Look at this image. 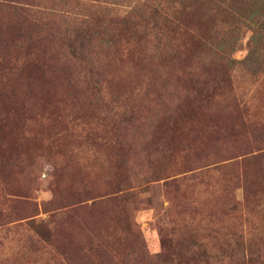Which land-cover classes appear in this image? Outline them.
Wrapping results in <instances>:
<instances>
[{
  "label": "rangeland",
  "instance_id": "obj_1",
  "mask_svg": "<svg viewBox=\"0 0 264 264\" xmlns=\"http://www.w3.org/2000/svg\"><path fill=\"white\" fill-rule=\"evenodd\" d=\"M259 2L244 0L238 4L241 10L229 15L220 0H0V264H55L45 242L49 232L70 252L65 261L59 258L62 264L105 263L106 254L97 258L82 251L90 234L124 252L130 238L115 219L120 208L94 216L70 209L107 199L124 180L134 195L126 214L148 251L163 256L161 264H236L221 253L229 226L264 254V170L255 158L264 148ZM158 5L177 11L189 29L199 30L211 51L180 37L157 35L152 11ZM131 10L140 16L139 27H124L115 38L120 51L110 56L113 83L103 88L102 102L86 89L89 69L75 64L66 31L76 26L78 13H85L92 16L96 31L112 35V20L122 21ZM25 11L34 12L46 26ZM58 26L60 34L55 33ZM41 35L51 53L45 66L33 45ZM101 37L106 44L108 37ZM166 45L170 55L163 51ZM97 52V58L105 57ZM222 59H227L224 66ZM150 65L159 82L153 102L146 103ZM185 70L208 80L210 92L179 101V87L189 80ZM104 105H111L119 120L133 118L147 128L151 113L156 120L169 116L152 124L158 129L151 136L129 135L124 144L107 138L95 145L96 134L87 126L97 123L93 115ZM243 120L257 128L247 134L234 131ZM65 128L72 135L50 150V137ZM118 154L128 159V168L121 167ZM204 164L209 166L199 168ZM192 167L197 169L188 171ZM163 168L171 177L154 181V173ZM165 181L174 184L164 187ZM247 189L255 193L248 202ZM233 200L241 204L236 211L228 209ZM200 250L209 256L199 259Z\"/></svg>",
  "mask_w": 264,
  "mask_h": 264
},
{
  "label": "trees",
  "instance_id": "obj_2",
  "mask_svg": "<svg viewBox=\"0 0 264 264\" xmlns=\"http://www.w3.org/2000/svg\"><path fill=\"white\" fill-rule=\"evenodd\" d=\"M239 1V2H237ZM244 0H220V5L224 7V11L226 13H229V15H235L238 11L241 10V5H238L240 2ZM259 4V13L260 14V23L259 26L264 25V0H260ZM249 6H245L244 11H248ZM135 12V11H134ZM132 10L129 12L128 16H124L122 21L116 23V21L112 20V23L110 25H114L113 28H110L108 26V30L112 29V35L105 33L104 29L99 28V31H96L97 25H94V20H92V16L85 14V13H78L75 17L76 26L73 28H69L71 36L70 39L73 38V42L69 39L68 47L72 48L74 52L72 53V56L74 59H77L75 64L80 63V67H86L89 69L90 76L85 78L84 84H86V89L88 91H91L93 95L97 94L98 99L100 101H104V97L102 96L103 88L106 85H110L113 83V79L110 78L108 74V66L110 65V56H114L115 54L119 53L120 47H118V42H115V38H118L121 36V34L125 31L124 27H128L132 29H135L136 27H139V24L137 21V14H133ZM29 17H32L35 19L36 22L41 23V25H44L42 23V20L34 14V12L31 11H25L24 12ZM152 17L155 22L154 28L156 29L155 32L157 35H161V38H166L169 40H176L179 37L183 38L184 40H188L190 42H194L193 44L197 47V49H200L201 51L210 52L211 50L207 48L206 46L209 44V39L205 37L199 30L197 29H189L183 22L182 19H180L177 15V11L171 10L168 7H162L160 5L156 6L154 10L152 11ZM257 16V15H255ZM151 17V18H152ZM237 22V21H236ZM127 26H126V25ZM53 25H57L56 22H53ZM46 26V25H44ZM119 26V27H118ZM123 26V27H122ZM60 26L56 28L55 33L60 34L61 31ZM110 33V32H109ZM107 36L108 41L106 44H102V37ZM93 37L95 40H99L100 44H97L94 42ZM42 35L36 38L35 41H33L34 47H36V51L38 54L42 56V60L40 65L45 66L48 61L50 60L49 54L50 51L46 49V41L47 39H41ZM119 39V38H118ZM205 41V46L203 42ZM36 43V44H35ZM97 50L103 51V55L105 57L97 58L98 52ZM163 51L170 55L172 53L171 46L166 45L163 46ZM90 56L92 58H90ZM60 61V57L58 58ZM223 62L220 64L221 66H224L226 64L227 59H222ZM94 61V62H92ZM67 63H70V61ZM63 63V64H67ZM72 63V62H71ZM28 64V63H27ZM27 64H25V67L27 68ZM97 66H96V65ZM258 65V64H257ZM32 66V64H30ZM75 66V65H73ZM209 68L214 66V63H209ZM224 71V68L220 67V71ZM185 76L186 79H189L188 81H185L184 84H181L179 87L180 90V96L179 101H185L186 99L192 98L196 93H203L208 94L210 92V88L213 86L208 80H205L203 78L200 80V78H196L193 71L185 70ZM185 76H183L185 78ZM205 77V76H204ZM208 77V76H206ZM166 85V80L164 79ZM159 82V76L157 72L152 68V65L148 68V78H147V85H146V103L153 102L154 93L156 91V86ZM182 83V82H181ZM192 83L194 85H192ZM169 91L167 90L166 93ZM203 100V99H202ZM180 104H183L182 102H179ZM177 111L180 112V110L177 108ZM182 111V110H181ZM151 112V111H149ZM171 113V111L169 112ZM152 115V123L147 128L143 126V124L137 122L135 124L134 119H131V122H127L124 119L119 120L118 113L114 112V109L112 106L104 105L100 109L97 110V113L93 115L94 119H97V123L88 125L87 127H91V131L93 130V133L96 134V140L94 143L95 145L99 143V141H102L103 139H114L117 143H123L126 141L127 137L131 135L132 137H135L137 135L139 136H145V133L148 132V136H151L153 133H157L158 126H152V124H160L162 121V118L168 117L169 115L162 116L156 120L158 117L156 113H151ZM144 115H142L143 117ZM139 121V119H138ZM59 124L61 123V120L59 119L57 121ZM93 123V122H92ZM64 125V124H63ZM257 126L254 123H248V121H242L238 126L233 127L234 131H240L242 134H247L249 131H252L256 129ZM66 130H57L55 134H53L50 137L49 140V149L50 150H56L61 145V140H63L65 137L72 135V132L70 129L65 128ZM127 130H129V134H127ZM232 130V131H233ZM107 141V140H106ZM130 145L129 143H127ZM131 146V145H130ZM164 146V145H163ZM168 150V147L165 148ZM117 157L120 159L121 167L128 168V159H126L124 156ZM255 158H258V161L263 162V170H264V148L262 149V152L260 155L256 156ZM222 162V161H218ZM217 163V162H216ZM209 166V165H201L199 168ZM193 168V167H192ZM168 168H163L159 173H154L155 176L153 178L154 181H161L166 178H170L171 176H168L166 173L168 172ZM197 168H193L188 171L195 170ZM262 170V169H261ZM262 170V171H263ZM153 175V174H152ZM158 175V176H156ZM125 180L123 182H120L116 184L115 188H112V192L109 193V196L107 199L103 201H96L91 206L86 207L85 205H78V206H72L71 212L73 213H80L85 210H88V213L90 215H96L103 210L110 208V207H117L121 209V213L118 214V216L115 218L118 224L120 225V228L122 227V231L127 234V236L130 238V245L127 247V249L124 252H118L115 250L113 246H106L102 242H100V239L98 238L99 235L97 234H90V236L86 240V246L83 247L82 251L84 250L86 253L92 254L94 257H100L101 255L106 254V261L104 264H161L165 259L161 254H152L148 251L147 244L141 239V234L137 230V226L131 221L129 216L126 214L125 206L126 203L130 200L131 197L134 195L130 193V188L128 185H126ZM174 182L165 181L163 184L164 187H168L173 185ZM126 185V186H124ZM246 198L248 202V196H253L255 193H252L250 189L245 190ZM232 204L228 206V209L230 211L232 210H238L241 206L240 203H236L235 200H233ZM3 211L0 212V216H2ZM226 230L224 236H222V256L224 259L229 258L233 260L236 264H264V254L260 250V248L253 249L251 245L247 244L245 239V234L242 231H238L235 227L229 226L224 228ZM97 235V236H96ZM45 242L53 250V252L50 253V258L55 264H62L61 262L65 261L66 258L70 256V252L67 250H62L60 246L58 245V236L55 233L49 232V234L45 237ZM199 243V242H198ZM201 247H204L203 244L200 245ZM199 259L205 258L209 256V253L206 250H200V253L197 254ZM61 258L63 261L59 260ZM176 257L171 260L172 263H176Z\"/></svg>",
  "mask_w": 264,
  "mask_h": 264
}]
</instances>
